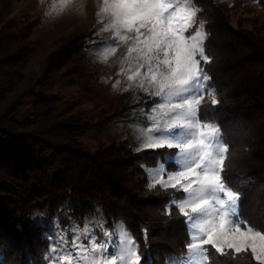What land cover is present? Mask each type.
Masks as SVG:
<instances>
[{
  "label": "trees",
  "instance_id": "trees-1",
  "mask_svg": "<svg viewBox=\"0 0 264 264\" xmlns=\"http://www.w3.org/2000/svg\"><path fill=\"white\" fill-rule=\"evenodd\" d=\"M199 3L210 34L206 71L220 101L215 120L230 148V186L240 192V215L264 224L257 212L264 208V27L242 28L241 12H249L253 0H232V7ZM258 6L264 10V0ZM234 7L240 8L235 24ZM1 18L0 10V264H44L53 215L83 224L97 213L123 221L138 240L147 229L154 264H163V255L182 247L187 236L175 209L171 217L163 214L172 190H149L141 165L152 166L166 150L137 152L124 140L86 151L79 136L92 123L82 112L59 111L39 80L24 81L18 69L30 53L29 25ZM93 33L63 40L43 62L42 78L82 55L97 39ZM26 102L30 110L21 121ZM40 207L45 219L37 223Z\"/></svg>",
  "mask_w": 264,
  "mask_h": 264
},
{
  "label": "snow or ice",
  "instance_id": "snow-or-ice-1",
  "mask_svg": "<svg viewBox=\"0 0 264 264\" xmlns=\"http://www.w3.org/2000/svg\"><path fill=\"white\" fill-rule=\"evenodd\" d=\"M71 9L82 14L84 5L58 0L46 15ZM203 11L199 0H101L93 33L99 39L91 43L105 64L124 49L116 73L122 79L113 89L123 84V91L135 88L156 101L142 109L136 151L166 150L141 168L149 190H172L163 214L171 217L175 209L187 236L182 247L163 255V264H264V224L240 215V192L230 186V148L215 120L220 101L206 71L210 34ZM257 212L264 219V208ZM67 219L44 237V264H154L147 229L138 240L123 221L100 213L83 224Z\"/></svg>",
  "mask_w": 264,
  "mask_h": 264
},
{
  "label": "rangeland",
  "instance_id": "rangeland-1",
  "mask_svg": "<svg viewBox=\"0 0 264 264\" xmlns=\"http://www.w3.org/2000/svg\"><path fill=\"white\" fill-rule=\"evenodd\" d=\"M219 1L228 5L232 3V0ZM57 2L58 0H0L1 19H13L24 26L29 25L31 31L28 38L30 53L18 73L24 77V81L33 83L39 80L48 95L53 97L59 111L85 114L93 126L82 132L79 141L89 153L124 140L136 149L140 143V125L145 123L142 109L145 102L151 107L156 101L135 88L123 91V84L120 88L113 89L115 81L122 79L116 73L123 48L105 64L99 60L95 50L98 45L89 41V47L82 55L72 58L59 73L42 78L43 62L63 40L96 32L98 28L95 14L101 0H76L77 4L84 5L82 14L71 9L59 16H47L50 6ZM239 12L240 8L237 7L230 11L233 24L236 23ZM242 15V28L264 27V10L258 5L255 4L247 13L241 12ZM102 34H106L104 38L107 39L109 34ZM29 110V102H26L21 107L20 113L23 115L18 117L19 120L27 119ZM34 219L37 223L45 219L44 207L36 210ZM57 221V216L53 215V223Z\"/></svg>",
  "mask_w": 264,
  "mask_h": 264
}]
</instances>
